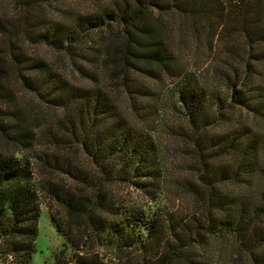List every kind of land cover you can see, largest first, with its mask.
<instances>
[{
    "label": "trees",
    "instance_id": "16d2710c",
    "mask_svg": "<svg viewBox=\"0 0 264 264\" xmlns=\"http://www.w3.org/2000/svg\"><path fill=\"white\" fill-rule=\"evenodd\" d=\"M7 2L0 256L30 264L44 205L74 264H95L79 256L93 246L117 264H264V0ZM60 2L95 10L61 19ZM186 41L214 64L197 69ZM30 45L63 55L69 74ZM173 149L190 163L192 182L171 178L193 212L165 205Z\"/></svg>",
    "mask_w": 264,
    "mask_h": 264
},
{
    "label": "rangeland",
    "instance_id": "374dc122",
    "mask_svg": "<svg viewBox=\"0 0 264 264\" xmlns=\"http://www.w3.org/2000/svg\"><path fill=\"white\" fill-rule=\"evenodd\" d=\"M7 0H0V17L3 14L11 15V12H14L10 6H7ZM59 9H64L61 12ZM74 11V12H92L95 10V6H91L89 4H81L74 2H60L58 4L52 5L49 7L52 15H57L61 19L66 17L64 11ZM184 44V45H183ZM183 45V54L184 58L189 60L191 63H194L197 69L205 68L206 66L214 64L216 56L214 53L212 54L210 48L207 45H203L200 43L198 45L190 44V42L186 41ZM28 51L32 56L36 57H45L49 58L52 64L58 69L59 72L65 73L67 71H71L69 64L63 55H52L51 52L44 47L41 46H28ZM212 57V58H211ZM55 58V59H54ZM213 59L211 61V59ZM73 70V68H72ZM69 74V72H67ZM73 79L77 81H81L79 75H73ZM119 105L121 107L125 106V102L121 99L119 100ZM248 123L253 124L256 127V119L251 116L246 117ZM41 123V122H40ZM162 142L166 143V145L170 144V139L166 136L162 138ZM169 163L174 160L175 164H169L168 173L170 176V184L167 189L168 192L165 196V205L171 209H176L177 211H184L187 213L188 211L193 212L194 209V199L192 196L185 192L181 194L176 187V184L172 181V178H177L183 180L193 181V176L191 172L188 171L189 160L182 156H177L174 149L171 152H168ZM171 159V160H170ZM172 177V178H171ZM184 180V181H185ZM114 192H117L119 197L127 200L130 204H140L142 203V196L137 191H132L127 188L115 187L113 188ZM183 189V188H182ZM178 191V192H177ZM63 240L58 235L54 224L51 222L49 212L47 208L42 205L40 208V214L37 221V233L34 243V253L32 254L30 264H74L73 252L68 248H63ZM209 252V251H208ZM83 259L92 261L95 264H117L114 259L113 252L108 249L100 250L99 247L93 246L91 248L90 253H82L79 254ZM236 256V255H235ZM236 262L234 264H249L245 257L239 259L236 256ZM91 261V260H89ZM0 264H13L10 258H6L0 256Z\"/></svg>",
    "mask_w": 264,
    "mask_h": 264
}]
</instances>
